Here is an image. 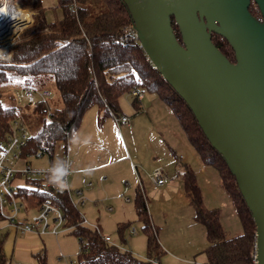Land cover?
<instances>
[{
  "label": "trees",
  "instance_id": "16d2710c",
  "mask_svg": "<svg viewBox=\"0 0 264 264\" xmlns=\"http://www.w3.org/2000/svg\"><path fill=\"white\" fill-rule=\"evenodd\" d=\"M61 17L40 21V0H22L25 7L36 10V16L11 46L10 60H0V84L11 77L22 78L25 85L46 88L53 81L61 106L51 108L48 100L34 104H17L14 94L11 105L3 104L0 95V145L19 120L30 132L19 157L28 159L40 151L52 161L53 152L60 143L70 141L71 133L81 124L84 113L91 107L119 114V98L133 87L157 95L173 112L187 140L201 162L218 170L222 185L229 194L239 217L242 232L228 236L221 223L218 208L207 209L203 204L194 170L187 162L179 161V178L193 207V220L205 229L207 245L202 250L207 264H250L255 242V223L238 189L235 177L222 156L211 146L192 111L175 90L162 78L146 59L145 53L132 40L123 39V30L132 23L122 0H56ZM249 10L258 16L256 5ZM28 26V27H29ZM172 26L179 41L177 25ZM212 41L233 61V51L225 39L212 34ZM140 100L133 99L137 106ZM179 157L176 155V158ZM16 180V179H15ZM17 193L24 201L33 198L38 203L48 201L61 210L65 225L80 241L79 264H160L163 249L158 241L157 227L152 224L146 202L137 187L133 205L146 238V258L107 241L99 230L83 223V217L72 203L66 189L60 190L43 177L24 179ZM4 218L0 215V221ZM130 221L116 226L120 238L129 229ZM82 240V242H81ZM36 264H47V256L39 251L33 254ZM0 264H8L0 240Z\"/></svg>",
  "mask_w": 264,
  "mask_h": 264
},
{
  "label": "water",
  "instance_id": "95a60500",
  "mask_svg": "<svg viewBox=\"0 0 264 264\" xmlns=\"http://www.w3.org/2000/svg\"><path fill=\"white\" fill-rule=\"evenodd\" d=\"M122 2L150 63L235 177L255 223L257 264H264V0ZM213 33L228 42L233 61Z\"/></svg>",
  "mask_w": 264,
  "mask_h": 264
},
{
  "label": "rangeland",
  "instance_id": "374dc122",
  "mask_svg": "<svg viewBox=\"0 0 264 264\" xmlns=\"http://www.w3.org/2000/svg\"><path fill=\"white\" fill-rule=\"evenodd\" d=\"M40 2L38 5L40 14L38 24L41 23L43 18L47 21H52L61 17V11L56 7V0H40ZM13 3L18 6H24L22 0H14ZM24 8L23 12L27 14L26 10L30 12V19L23 29L38 25L33 24L29 26L36 16V10L29 7ZM9 51L11 58L10 48ZM24 83L25 81L22 78L11 77L8 81L0 84V95L3 104L11 105L13 102L9 99L10 95L14 94V89L17 87L25 85ZM32 86L42 89L34 84ZM45 87L51 93L50 97L46 99L51 104L50 109L61 106V100L53 81L51 80ZM144 94L146 98L142 101V108L139 110H134L131 106L133 96L130 93L126 92L120 96L118 103L122 113L120 112L117 116L126 113L128 115L127 122L116 123L114 114H111L106 107L105 109H100L97 106H93L84 113L82 121L85 123L95 120L97 114H99L97 125L94 124L97 134L92 132L89 143L93 147L92 151L100 155H106V159L112 162L109 172H111L113 177L120 178L124 174L127 175H125L126 178H124L123 184L125 190L117 195L115 199L106 200L107 198H104L101 200L103 202H99L96 208L89 201L84 202V204L78 206V209L89 225H93L95 222L100 223L102 227L100 230L101 234L105 237L110 236L112 243L132 252L134 256L140 259H145L146 238L133 205L134 184L132 187L129 186V184L131 185L132 182H135L136 188L138 185L144 196L151 222L157 227L158 241L163 249L158 259L160 264H195L194 260L198 264H207L202 253V250L207 245L205 229L201 223L193 220L194 210L189 203V198L183 189L182 182L180 179H176V182H178L176 184L171 183L168 185L171 182L168 181L159 185L152 181L150 177L152 172L155 168L162 169V165L165 163L164 159L171 161L172 169H174L173 164L175 161H178V163L180 160L187 162L196 174L204 206L207 209H219L221 223L228 236L237 235L242 232L239 217L233 207L229 194L222 185L220 173L216 168L204 165L201 162L171 109L157 95L148 92H144ZM128 123H134V127L130 132L127 131ZM147 123H150L153 131L150 130V126ZM165 124L167 128L164 130L162 127ZM26 131L28 134L32 132L29 129ZM148 131H151L149 139L146 138ZM171 145L175 147L177 155L182 154L181 157L176 158V156L171 154L169 148ZM73 146L74 144L72 143V149ZM133 148H136L137 153L141 156L140 158L145 160L144 166L137 164L130 168L127 162L123 161L124 158L119 160L125 154L127 155L126 159H129L128 154L130 153L132 159L137 162ZM153 149L158 154L162 153L160 157L164 159L161 158L160 162L157 160L159 158L156 157L154 159L155 162L152 165H148V161H153L151 157V150ZM61 157L63 160H66L65 154L58 144L54 149L52 161H55L57 158L61 159ZM70 158L73 160L72 155ZM26 160L33 166L49 165L47 155H43L41 158L30 156ZM162 162L164 163L161 164ZM129 175L132 177H127ZM168 176L173 178V172L170 171ZM70 177L72 176L69 175L68 184H71ZM18 182L23 183L22 180ZM177 184L179 185L178 187ZM128 196L130 199L126 201L125 197ZM30 199L34 200L30 197L24 201V204L26 205ZM107 206H110L111 209H106ZM120 221H130V228L133 227L135 233L131 234L129 229H127L124 231V239L120 238L116 230V226ZM40 235H43L45 239L43 251L47 256V264H79L78 251L80 241L70 231L64 230L57 235L50 233ZM11 264L17 263L12 261Z\"/></svg>",
  "mask_w": 264,
  "mask_h": 264
},
{
  "label": "built area",
  "instance_id": "2783aa9c",
  "mask_svg": "<svg viewBox=\"0 0 264 264\" xmlns=\"http://www.w3.org/2000/svg\"><path fill=\"white\" fill-rule=\"evenodd\" d=\"M14 0H0V59L9 60L11 46L14 40L26 29H21L22 24L25 23L26 18L21 17L18 13L25 8L15 5ZM25 7V6H23ZM221 39H224L220 36ZM123 39L132 40L140 48L136 31L133 24H127L123 30ZM5 48V50H3ZM146 59L150 62L149 58ZM133 99L141 100L143 98V91L140 88L133 87L130 90ZM51 93L48 89H38L32 85H23L14 89L15 101L18 104H34L38 100H46L50 97ZM115 122H127L128 116L121 114L120 116L113 115ZM28 138V133L23 124L19 120L12 122V129L7 133L5 140L0 145V215L6 219L9 224L18 228L21 232H35L37 234H58L64 230H70V227L65 225V216L60 209L52 205L48 201L38 203L37 212L29 218L23 215L24 200L17 193V186L20 185L19 180L43 177L47 175L45 169L47 167H36L29 162L24 163L22 166H16L11 163V160H19V151L25 144ZM68 141L59 144V148L64 152L66 161L70 165L69 173L71 172L72 161L68 154ZM34 158H41L40 151L32 155ZM181 157V156H180ZM153 182L156 184H164L168 178L164 170L157 168L150 175ZM16 179V180H15ZM17 181V182H15ZM90 185V182L88 183ZM70 196L72 203L75 206L83 204L86 197L79 188L70 189L65 188ZM74 198V199H73ZM125 200H129L127 197ZM109 210L111 207L108 208ZM83 217V216H82ZM83 219V223L88 224ZM89 225V224H88ZM94 229L99 230L96 225H90ZM130 233L134 232V228L129 229ZM107 241H111L109 236H103ZM82 242V240H81ZM250 264H257L256 244L254 242L251 251Z\"/></svg>",
  "mask_w": 264,
  "mask_h": 264
},
{
  "label": "crops",
  "instance_id": "0c3cea01",
  "mask_svg": "<svg viewBox=\"0 0 264 264\" xmlns=\"http://www.w3.org/2000/svg\"><path fill=\"white\" fill-rule=\"evenodd\" d=\"M145 98H146V95L143 94V98H141V100L139 101L137 106H135V105H133V103H131V106L134 108V110H139L140 108H142V103H143L142 101ZM151 103H152V101H151ZM98 115L99 114H97L95 120L89 121L87 123L82 121L80 126L78 127L77 131L78 132L80 131L79 133L82 136H86V137H89L91 139L92 132L97 134V130L95 129L94 124L97 125ZM125 115H127V114L125 113ZM147 124L150 126V130L153 131V127H151L150 123H147ZM133 127H134V123H132V124L128 123L127 131L130 132L133 129ZM162 128L165 130L167 128L166 124ZM151 131H148L146 133L147 139L150 138ZM68 144H69V147H68L69 157L71 155L73 157V160L70 158L72 161V165H71V172L69 173V175H71L72 177H70L71 178V184L67 183L68 188H70V189H75V188L81 189L83 192V195L86 197L85 203L89 201L96 208L97 204L99 202L102 203L103 201H101V200H103L104 198H107L106 200L112 199V198L115 199V197L117 195L121 194L122 191L125 190L123 184H124V178H126L125 175H127V174H124L123 177H120V178L119 177H113L111 172H109V170H110L109 167L112 164V162H110V161H108V159H106V155H104V154L100 155L99 153L92 151L93 147L90 146L89 144L88 145H76V144H74L73 149H72L71 139H70V141H68ZM169 148H170L171 154H173L174 156H176L178 154L173 145L169 146ZM71 149H72V151H71ZM133 150H134V153L136 155V161L137 162H135L132 159V156L130 153L128 154L129 159H126L127 155L125 154V155L121 156L119 160H121V158L122 159L124 158L123 161L127 162V164L129 165L130 168H132L133 165L136 166L137 164L144 166L146 163L145 160L140 158L141 156L137 153L136 148H133ZM151 152H152L151 157H152L153 161H151V162L148 161V165H150V164L152 165L155 162L154 159L156 157L159 158V159H157L159 161L161 158L164 159L163 157H160L162 155V153L158 154L155 151V149L151 150ZM177 156H182V154L180 153ZM61 159H63V158L61 157ZM26 162H29V161H27L26 159H22V158L19 160H11V163L16 164V166H22ZM52 162L53 161H49V165ZM164 162L161 163V164L164 163L162 165V170H164L166 176L168 177L167 182L171 181L168 185H170L171 183H175V184L178 183V182H176L177 181L176 179H180L178 176L179 175V163H178V161H175V163L173 164L174 169H172L171 163H170L171 161L169 159H164ZM181 162H183V160H181ZM48 166L37 165L36 167L44 168V167H48ZM84 169H89V171H84ZM170 171L173 172V175H174L173 178H170L168 176ZM69 175L67 176V180L69 178ZM130 176L131 175H129L127 177L130 178ZM89 182H90V185H88ZM125 182H126V180H125ZM133 184H134L133 189L135 191V189H136L135 182H132L131 185L129 184V186L132 187ZM178 186L179 185L177 184V187ZM137 187H138V185H137ZM127 198L130 199L129 196ZM37 206H38V202L36 200H32V199L28 200L27 204L24 206L23 215L26 218H29L30 216H32L34 213L37 212ZM109 207L110 206H107L106 209H108ZM119 220H122V219H119ZM93 224L98 227L99 231L102 229L100 223L95 222ZM133 233H135V229H134ZM43 237H44L43 235L37 234L35 232H21L18 228H16L12 224H9V222L6 219H3L0 221V240H2L3 252H4L5 256L8 258L7 259L8 264H11L12 261L16 262L17 264H36L35 259L33 258V254L36 252H39V251L44 252L43 247L45 244V241H44L45 239ZM110 239H111V237H110ZM111 241H112V239H111ZM194 262H195V264H198L197 261L194 260Z\"/></svg>",
  "mask_w": 264,
  "mask_h": 264
},
{
  "label": "clouds",
  "instance_id": "9594fccd",
  "mask_svg": "<svg viewBox=\"0 0 264 264\" xmlns=\"http://www.w3.org/2000/svg\"><path fill=\"white\" fill-rule=\"evenodd\" d=\"M71 142L76 145H88L90 143V138L82 136L77 130H73L71 133ZM70 165L68 161L57 158L53 161L47 169L48 182L54 187L63 190L68 187L67 176L69 175ZM84 171H89V169H84Z\"/></svg>",
  "mask_w": 264,
  "mask_h": 264
},
{
  "label": "bare ground",
  "instance_id": "6f19581e",
  "mask_svg": "<svg viewBox=\"0 0 264 264\" xmlns=\"http://www.w3.org/2000/svg\"><path fill=\"white\" fill-rule=\"evenodd\" d=\"M21 7H22V6H21ZM22 8H24V7H22ZM24 10H25V9H24ZM26 11L28 12V14H27L26 12H23V10L20 11V12L18 13V15H20L21 17L26 18V21H25L24 24H22L21 29H23V27L25 26V24L29 23L30 12H29L28 10H26ZM3 50H5V48H3ZM143 94H144V93H143Z\"/></svg>",
  "mask_w": 264,
  "mask_h": 264
}]
</instances>
